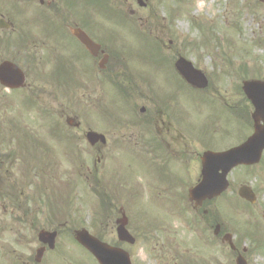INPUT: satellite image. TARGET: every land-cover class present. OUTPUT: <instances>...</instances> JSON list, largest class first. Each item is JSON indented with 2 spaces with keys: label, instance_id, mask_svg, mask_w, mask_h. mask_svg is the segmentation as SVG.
<instances>
[{
  "label": "rangeland",
  "instance_id": "374dc122",
  "mask_svg": "<svg viewBox=\"0 0 264 264\" xmlns=\"http://www.w3.org/2000/svg\"><path fill=\"white\" fill-rule=\"evenodd\" d=\"M147 5L139 7L136 0H61L65 13L92 14L93 37L111 56L109 74L98 70L96 86L85 84L86 93L79 91L78 75L89 62L76 42L48 24L43 28L49 54L34 38V44L14 57L32 91L25 95L26 105L22 100L16 105L0 102V161L7 163L0 166V188L4 203H11L6 209H15L5 215L0 208V251L6 255L0 264H28L7 253L14 248L34 255L37 232L43 229L56 230L58 236L55 249L43 256H49L45 264H94L75 244L74 233L81 229L123 247L133 264H236L239 255L246 264H264V155L256 166L229 173V189L215 200L195 206L186 197L199 178L202 152H223L249 135L251 121L245 113L252 108L241 84L264 80V4L148 0ZM31 21L38 31L37 18ZM7 43L0 42L1 57L7 56ZM179 57L196 62L208 77V89L185 86L172 66ZM169 104L174 107L164 122L173 115L177 125L167 126L163 140L168 149L157 141L153 153L141 140L128 144L110 136L119 129L117 123L123 125L121 134L128 133L125 124L143 117L139 108L148 107L147 114L155 117L156 110L166 115ZM67 119L81 128L68 127ZM87 127L107 132V150L118 153L102 157L105 148H91L83 137ZM20 130L28 146L19 147L10 137V131ZM140 132L147 136L149 131L133 129ZM242 186L254 192V204L239 198ZM122 215L133 245L117 240L116 221ZM216 225L222 231L218 236L213 235ZM222 234H230L234 251L220 241Z\"/></svg>",
  "mask_w": 264,
  "mask_h": 264
},
{
  "label": "flooded vegetation",
  "instance_id": "af4514ba",
  "mask_svg": "<svg viewBox=\"0 0 264 264\" xmlns=\"http://www.w3.org/2000/svg\"><path fill=\"white\" fill-rule=\"evenodd\" d=\"M65 1V0H63ZM66 3V2H65ZM67 5V3H66ZM66 10L63 11L61 7V0H0V42H5L8 40V49H7V56L1 57L2 54H0V64L3 62H9L12 65H18L17 60L14 59L16 55L21 56L19 53H21L22 50L26 48L27 45L34 44L32 43L31 39H38L41 42H43L44 46L46 43H49L50 40L47 38V29L43 28L44 24H48L52 27L53 30H57V33L59 34H65L67 37L71 38L72 41L76 42L79 51L81 52L82 56L86 58V60L89 62V66L87 69L84 68V70H81L79 76L81 77L79 85L80 90L82 92H87V87L92 86L93 88L96 86V80L98 77V70H104L109 74V65H110V59L111 56L109 54V51L106 50L105 46L99 43V51L95 53V56L90 52L87 51L84 46L81 44L79 40H77L74 37V33H83L89 38L90 40L95 39L93 36V18L92 14L85 13L82 15H75L74 12H67ZM65 14H68L65 16ZM33 17L37 18L38 24H39V30L37 31L35 28H33L32 25V19ZM36 31V32H34ZM34 32V33H33ZM13 39H19L18 44L12 43ZM58 45H56L57 47ZM46 52H48V46H45ZM58 49V47H57ZM59 50V49H58ZM49 54V52H48ZM29 55V54H27ZM41 59V58H40ZM47 56V61H48ZM26 62V60L24 59ZM21 66V65H20ZM81 68V67H80ZM22 70V69H21ZM87 70V71H86ZM25 75V83H23L20 88H12L7 85V80L4 82L0 81V102L5 100H12L13 103L18 102L19 100H27L29 97L25 96L26 93H30L32 91V86L28 82V76L26 75V72H23ZM87 82H85L84 80ZM110 83V82H109ZM12 86V85H11ZM7 88V94L2 93ZM21 90L24 91V94H21ZM140 95V94H139ZM137 95L136 97H139ZM174 107V104H169L167 108L165 109V112L170 111ZM142 108V107H141ZM149 108L144 107L142 109H138V112L143 115V117H138L137 120L133 123H126L125 126L127 127L128 133L125 134H118L122 127L119 125V129H114V131L110 134V136L115 137V139H119L122 142H132L133 140H141L151 151L154 153V150H156V143L162 145L164 149L169 148V144H167L163 138L165 134L168 133V125L169 123L172 124V116L169 117L170 120H168V123H165L166 121L165 116H168V112L166 115H163V113L160 110H156L157 116L152 117L151 115L147 114L149 113ZM165 120H164V119ZM71 120L67 119V124L70 123ZM174 126L177 125L173 123ZM73 127H76L77 129L81 128L79 123H71ZM140 128L142 131L147 132V136H144L142 132L140 133H133V129ZM87 131H91L88 127L86 129ZM180 132V131H179ZM18 133V132H17ZM19 132L18 134H20ZM121 133V132H120ZM106 134H108L106 132ZM105 133L102 135L105 136V141L103 144H101V147L107 149L106 145L110 141ZM178 135L180 133H177ZM172 144H175V141L173 140V137H170V140ZM24 144L21 145V147ZM154 148V149H152ZM157 151V150H156ZM104 154L111 155V151H104L101 153V156L103 157ZM32 163H37L36 160H32ZM0 166H7V163L4 161H0ZM2 189L0 188V206L2 207V210L4 213H6V206L10 207L11 203L6 202L4 203V195L2 194ZM14 204V203H13ZM15 209H13L14 211ZM13 215V212H12ZM17 218V217H16ZM42 248L43 253H46L48 247H40ZM33 257L29 258L32 259ZM31 262V260H29Z\"/></svg>",
  "mask_w": 264,
  "mask_h": 264
},
{
  "label": "water",
  "instance_id": "95a60500",
  "mask_svg": "<svg viewBox=\"0 0 264 264\" xmlns=\"http://www.w3.org/2000/svg\"><path fill=\"white\" fill-rule=\"evenodd\" d=\"M260 1L264 2V0ZM79 39L89 49V40H86L84 36L79 37ZM178 66L177 68L187 82H190L197 87H202L206 84L205 79L192 68ZM3 74L13 81L22 79V76L16 67H11L7 64L0 66V78ZM243 90L252 102L253 108H255L253 115V119H255L254 134L242 147L223 154L205 153L203 155L201 160L202 181L193 189V191H191L190 197H192V200L194 199L200 202L206 198H215V196L219 195L227 187L225 181L226 173L238 165L246 166L254 164L256 161L255 158H257L256 156L260 155L262 152L261 150L264 149V82L244 83ZM260 121H262L263 125L259 124ZM88 137H91V139H98V136L96 137L94 134H89ZM239 195L246 200L250 199L251 196V194L244 188L239 191ZM116 233L118 234V239L129 241V236L125 233L123 224L117 229ZM77 235L78 242L92 251L94 255L97 256L100 264H125L121 251L108 247L85 233ZM96 248L98 249L97 255L95 253ZM238 264L243 263L240 260Z\"/></svg>",
  "mask_w": 264,
  "mask_h": 264
}]
</instances>
